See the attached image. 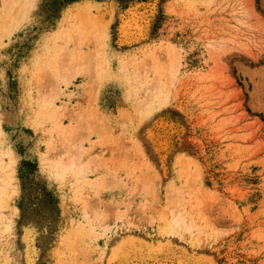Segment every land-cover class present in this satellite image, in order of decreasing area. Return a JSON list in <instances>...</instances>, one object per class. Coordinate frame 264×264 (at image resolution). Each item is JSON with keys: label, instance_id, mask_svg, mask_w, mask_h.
I'll use <instances>...</instances> for the list:
<instances>
[{"label": "rangeland", "instance_id": "rangeland-1", "mask_svg": "<svg viewBox=\"0 0 264 264\" xmlns=\"http://www.w3.org/2000/svg\"><path fill=\"white\" fill-rule=\"evenodd\" d=\"M0 0V264H264V0Z\"/></svg>", "mask_w": 264, "mask_h": 264}, {"label": "trees", "instance_id": "trees-1", "mask_svg": "<svg viewBox=\"0 0 264 264\" xmlns=\"http://www.w3.org/2000/svg\"><path fill=\"white\" fill-rule=\"evenodd\" d=\"M76 1H78V0H72L71 2H76Z\"/></svg>", "mask_w": 264, "mask_h": 264}]
</instances>
